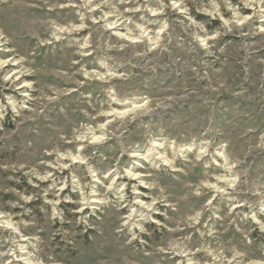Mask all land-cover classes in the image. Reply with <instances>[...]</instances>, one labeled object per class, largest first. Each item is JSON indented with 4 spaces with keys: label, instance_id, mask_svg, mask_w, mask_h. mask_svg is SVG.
Segmentation results:
<instances>
[{
    "label": "rangeland",
    "instance_id": "374dc122",
    "mask_svg": "<svg viewBox=\"0 0 264 264\" xmlns=\"http://www.w3.org/2000/svg\"><path fill=\"white\" fill-rule=\"evenodd\" d=\"M0 264H264V0H0Z\"/></svg>",
    "mask_w": 264,
    "mask_h": 264
},
{
    "label": "bare ground",
    "instance_id": "6f19581e",
    "mask_svg": "<svg viewBox=\"0 0 264 264\" xmlns=\"http://www.w3.org/2000/svg\"><path fill=\"white\" fill-rule=\"evenodd\" d=\"M155 146V145H154ZM134 156H139L138 154L137 155H134ZM141 156V155H140Z\"/></svg>",
    "mask_w": 264,
    "mask_h": 264
}]
</instances>
